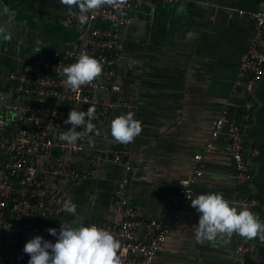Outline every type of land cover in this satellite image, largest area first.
<instances>
[{
  "label": "crops",
  "instance_id": "1",
  "mask_svg": "<svg viewBox=\"0 0 264 264\" xmlns=\"http://www.w3.org/2000/svg\"><path fill=\"white\" fill-rule=\"evenodd\" d=\"M263 5L264 0H177L160 3L150 13H132L131 22L122 30L111 88L100 95L114 100L133 98L136 108L130 112L141 122L142 132L132 143H117L110 136V122L128 112L98 110L103 126L85 136L82 152L51 150L49 154L50 159L67 160L84 175L60 188L77 206L76 215L35 216V223L60 228L62 222L72 226L114 222L120 218L114 191L124 182L139 216L172 219L171 234L153 264H236L234 249L240 239L250 248L249 260L264 264V241L259 237L249 240L233 234L197 243L194 231L199 213L191 203L170 210L179 180L198 153L203 155L204 176L194 188V198L219 193L237 206L235 168L227 139H217L210 154H204L203 148L209 140L210 123L232 94L240 57L253 35L249 15ZM67 10L60 0H0V27L5 29L0 34V116L4 106L18 100L8 81L10 73L35 76V58L60 57L75 43L74 32L61 24ZM244 99L241 92L234 94L236 106L230 117L240 126L246 155L257 151L249 172L261 201L256 215L264 221V76L253 92L249 112L244 110ZM19 128L12 116L0 127V139L10 140ZM98 149L120 151L123 161L97 164ZM137 236L144 239L147 234Z\"/></svg>",
  "mask_w": 264,
  "mask_h": 264
},
{
  "label": "built area",
  "instance_id": "2",
  "mask_svg": "<svg viewBox=\"0 0 264 264\" xmlns=\"http://www.w3.org/2000/svg\"><path fill=\"white\" fill-rule=\"evenodd\" d=\"M177 0H127L121 10L103 6L94 14L89 13L88 23H79L78 8L68 9L61 21L63 27L75 34V43L68 46L60 57L35 58V76L12 72L8 81L18 100L3 107L0 127H4L12 116L19 122L18 132L8 141L0 139V264H27L29 256L23 252L24 244L33 237L51 236L46 229L59 227L36 224L35 216L42 219L57 218L62 215V185H71L84 177L65 159H50L51 150H62L77 154L85 148V137L75 144L58 139L59 135L71 127L65 124L71 109L87 111L95 108V127L103 126V119L97 111L130 112L136 108L133 98L114 100L103 97L100 92L110 90L115 76V66L122 49V30L131 22L135 12L150 13L158 4H173ZM238 14H243L239 10ZM253 22V35L247 41L246 50L241 55L232 94L226 98L218 116L210 123L209 140L203 152L215 150V141L225 137L228 141L230 157L235 173L238 208H248L258 213L261 201L252 187L253 176L249 172L253 150L246 155L242 143L240 126L230 117L235 108L233 100L236 92L244 96L243 107L249 112L253 107V92L264 76V5L249 15ZM81 53L97 59L103 65V72L92 84L83 86L79 93L66 89L61 71L75 63ZM77 131L82 129L77 128ZM96 163L123 161L122 152L98 149ZM194 164L179 180L177 197L170 204L172 212L190 205L194 198V188L204 176L203 155L193 156ZM114 203L120 218L114 222H89L110 231L120 241L123 264H153L163 251L171 234L172 219L139 216L130 203L124 182L114 191ZM140 232L147 234L142 239ZM250 248L240 239L234 249L236 264H255L249 260Z\"/></svg>",
  "mask_w": 264,
  "mask_h": 264
},
{
  "label": "clouds",
  "instance_id": "3",
  "mask_svg": "<svg viewBox=\"0 0 264 264\" xmlns=\"http://www.w3.org/2000/svg\"><path fill=\"white\" fill-rule=\"evenodd\" d=\"M126 2L127 0H60L68 9L78 8L81 25L88 23L89 13L94 14L103 6H111L119 11ZM4 31L0 27V34ZM102 72L103 65L97 59L81 53L75 63L62 69V84L71 92L79 93L83 86L92 84ZM94 119V107L89 106L86 112L71 109L64 121L71 127L62 132L58 139L75 144L89 133L96 132L92 123ZM77 128L82 131H77ZM109 132L115 142L126 145L140 135L142 125L139 120L134 119V113L128 112L111 120ZM93 144L90 139L89 145ZM190 200L191 207L199 213L194 231L197 243L213 242L218 237L230 238L233 234L249 240L259 237L264 241V221L248 208L238 210L237 206L219 193L200 194ZM76 207L68 198L63 202L61 210L75 216ZM46 231L56 237L55 242L39 235L29 239L23 247V252L29 256L27 264H123L122 256L118 254L121 250L120 241L104 228L96 225L72 226L62 222L59 232L55 228H48Z\"/></svg>",
  "mask_w": 264,
  "mask_h": 264
}]
</instances>
